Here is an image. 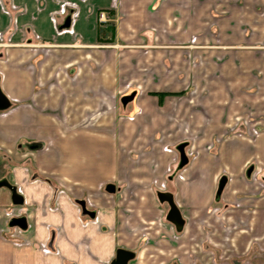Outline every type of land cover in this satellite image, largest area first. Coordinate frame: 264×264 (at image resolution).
I'll return each mask as SVG.
<instances>
[{"label": "crops", "instance_id": "obj_1", "mask_svg": "<svg viewBox=\"0 0 264 264\" xmlns=\"http://www.w3.org/2000/svg\"><path fill=\"white\" fill-rule=\"evenodd\" d=\"M0 86V179L24 198L0 189V264H110L120 247L136 264L119 174L148 158L135 187H161L167 139L189 159L173 264H264V0H0Z\"/></svg>", "mask_w": 264, "mask_h": 264}, {"label": "rangeland", "instance_id": "obj_2", "mask_svg": "<svg viewBox=\"0 0 264 264\" xmlns=\"http://www.w3.org/2000/svg\"><path fill=\"white\" fill-rule=\"evenodd\" d=\"M195 4L197 1H194ZM112 13V12H111ZM113 14V13H112ZM115 23V21L110 22ZM194 40H197V37L193 38ZM195 40V41H196ZM200 40V38L198 39ZM110 43H107L111 49L117 51L121 50L124 47H134L138 48L139 41L132 42L133 44L129 43H121L120 40L116 41V39L110 41L106 40ZM105 42V41H104ZM112 43V44H111ZM168 43V42H163ZM193 43V42H192ZM191 44V43H190ZM196 44V43H194ZM201 44V43H200ZM125 45V46H123ZM151 46H146L143 49L146 51L150 49ZM137 75L136 70L133 72V70L130 71L131 79L128 83L120 84L117 91H115L112 95L113 98V108L114 110L119 109V112H123L122 105L120 103V97L126 92V89L128 87H135V83H133L131 80ZM213 75V74H211ZM212 78L216 79V76L214 75ZM128 91V90H127ZM201 105V104H200ZM186 138V137H185ZM188 138V137H187ZM184 139V138H183ZM194 139V138H193ZM167 139L165 142L162 143V147L168 144L171 146L172 152L169 151L168 153L171 155H175L177 159H163L161 160L163 165L165 167L167 166L168 173H166V177H164L163 185L159 188H152V190H149L150 188L147 185V189H142V187H135L136 183L138 184L139 178H141L142 173L145 171L146 173L150 172V165L148 164V161L150 159L146 158L143 162L137 159L136 156H132L133 159H135L132 162V158L129 161V169L123 171L125 174L121 176L119 174V180L121 183H124V190L121 192L119 196L120 204H122V207H125L128 211L127 213V219L129 223L128 229L123 233L122 229L120 228V232L123 233L125 236V239L129 240L128 245L137 251L139 253V258L137 260L136 264H173L174 261H176L175 258L171 257L169 254L170 250V239H172L173 236H175L174 233V225L171 224L167 218V212L169 210V205L167 202L160 203L157 198L158 191H171L175 186V177L178 179V176L180 177L181 168L177 169V165L179 163V153L177 149H175V145L180 142V139L170 140ZM146 144H149L147 141ZM152 143V142H151ZM150 143V144H151ZM132 154V153H131ZM136 155L137 152H133V155ZM165 161V162H164ZM171 162V163H169ZM145 167V168H144ZM149 167V169H148ZM145 170H143V169ZM170 168V169H169ZM174 172H177V174H174ZM176 175V176H175ZM178 175V176H177ZM151 175H146V177H150ZM152 177V176H151ZM145 181V180H142ZM148 182L144 183H151V180H146ZM5 187H1L0 189H3ZM174 190V189H173ZM142 199L143 203H140V200ZM143 206V207H142ZM142 209L143 211L138 213V209ZM143 221V222H141ZM143 223V224H141ZM118 231V229L116 228ZM166 246L168 248L167 251L163 250L160 251L161 248H164Z\"/></svg>", "mask_w": 264, "mask_h": 264}, {"label": "water", "instance_id": "obj_3", "mask_svg": "<svg viewBox=\"0 0 264 264\" xmlns=\"http://www.w3.org/2000/svg\"><path fill=\"white\" fill-rule=\"evenodd\" d=\"M70 24V17H68L66 19L65 24H63V26H68ZM133 97V94L131 95H125L122 97V103L126 104L128 102L129 99H131ZM11 102L9 100V98L7 97V95L3 92V90L1 89L0 86V111L1 110H5L8 107H10ZM186 142H181L177 145V150L180 153V159H179V163L177 165V169L182 168L184 165H186L188 163V155L186 153ZM253 170V166H249L247 169V175L249 176L251 171ZM226 177H222V179L219 182V186H218V190H217V197L220 195L224 183H225ZM1 187H8L9 189L12 190V201L15 204H22L24 201L23 196L17 191V189L8 181L7 178H2L0 179V188ZM107 190L113 192L115 190V186L113 184H108L107 185ZM158 198L161 202H167V204L169 205V210L167 212L166 218L168 221H170L171 223H173L176 228L178 230H181L185 220L183 218V215L179 209V207L177 206L175 200H174V196L170 191H159L157 193ZM83 209L85 212H89L85 209L84 206V202H81ZM90 214H93L94 212H89ZM11 225H17L20 226L22 228H25L26 226V219L25 217H16L13 218L10 222ZM136 253L132 250L126 249V248H118L116 250V255L114 257V259L111 261L110 264H129V261H131L132 259L135 258ZM177 264V263H174Z\"/></svg>", "mask_w": 264, "mask_h": 264}, {"label": "built area", "instance_id": "obj_4", "mask_svg": "<svg viewBox=\"0 0 264 264\" xmlns=\"http://www.w3.org/2000/svg\"><path fill=\"white\" fill-rule=\"evenodd\" d=\"M114 20H115L114 15L111 13V11L105 9L99 10L98 21L100 24L110 23L113 22Z\"/></svg>", "mask_w": 264, "mask_h": 264}]
</instances>
